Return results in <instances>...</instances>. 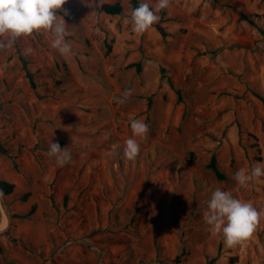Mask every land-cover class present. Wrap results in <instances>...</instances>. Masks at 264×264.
Listing matches in <instances>:
<instances>
[{
    "label": "rangeland",
    "instance_id": "374dc122",
    "mask_svg": "<svg viewBox=\"0 0 264 264\" xmlns=\"http://www.w3.org/2000/svg\"><path fill=\"white\" fill-rule=\"evenodd\" d=\"M132 3L68 0L58 15L71 55L47 32L0 52V181L15 186L0 264H264V215L233 248L203 220L216 188L264 213V177L233 178L264 164V0H171L142 35ZM133 119L149 132L128 161ZM51 142L70 150L69 164L47 155ZM213 156L225 179L208 167Z\"/></svg>",
    "mask_w": 264,
    "mask_h": 264
},
{
    "label": "clouds",
    "instance_id": "9594fccd",
    "mask_svg": "<svg viewBox=\"0 0 264 264\" xmlns=\"http://www.w3.org/2000/svg\"><path fill=\"white\" fill-rule=\"evenodd\" d=\"M68 0H0V52L13 48L17 40L21 37H30L33 34L42 32L50 33L51 47L61 56L72 54V44L66 40L69 35L68 25L64 16L58 15L67 11L63 6ZM171 0H156L155 7L149 2H140L130 12V23L132 31L137 35L144 34L154 24L158 23L160 16L158 13L166 10ZM32 49L27 47L23 54H31ZM131 96V90H126L123 98H117L118 103H125ZM132 138L126 140L123 147V157L128 161H134L140 154V140L147 138L149 126L141 119H133L130 124ZM47 155L54 158L59 167L69 164L72 160L70 150L61 148L58 142H51ZM264 177V164H255L250 172L244 169L238 170L234 174V180L240 187H246L250 182H254ZM6 207L4 203V193L0 191V209ZM262 215L250 202L235 198L230 191L216 188L211 193L207 207L203 212V220L210 230L222 235L223 243L226 247L233 248L242 246L251 239L256 231Z\"/></svg>",
    "mask_w": 264,
    "mask_h": 264
},
{
    "label": "trees",
    "instance_id": "16d2710c",
    "mask_svg": "<svg viewBox=\"0 0 264 264\" xmlns=\"http://www.w3.org/2000/svg\"><path fill=\"white\" fill-rule=\"evenodd\" d=\"M140 1L138 0H133V3H132V7L135 8L139 5ZM101 10L107 14H110V15H118V14H121L122 11H123V8L122 6L119 4V3H114V4H109V3H106V4H103L101 6ZM166 10L162 11L163 13H165ZM241 17L248 20L250 23H253L251 20H249V18L244 15V14H241ZM158 30L160 31L161 35L163 37H165L167 35V32L165 30V28L162 26V25H158ZM20 59L23 63V67H24V70L26 72V76L28 77L30 83H31V86L33 88H36V83L34 81V75L33 73L31 72V70L29 69L28 67V61L23 57V56H20ZM137 67H138V70L141 69V65L140 64H137ZM177 93L180 95V92L179 90H177ZM0 150L5 152V148L2 146V144L0 143ZM208 167L214 172V174L219 178V179H225V174L220 170L219 166H218V163H217V160H216V157L213 156ZM14 184L10 183V182H7V181H0V191H2L4 193V196L5 195H8L10 193L13 192L14 190ZM29 196V193H26L23 195L22 199L23 200H26ZM35 211V205H33L31 207V209L29 210L28 212V215H31L33 214ZM181 255L180 256H177L174 260V263L176 264H179L181 262Z\"/></svg>",
    "mask_w": 264,
    "mask_h": 264
},
{
    "label": "water",
    "instance_id": "95a60500",
    "mask_svg": "<svg viewBox=\"0 0 264 264\" xmlns=\"http://www.w3.org/2000/svg\"><path fill=\"white\" fill-rule=\"evenodd\" d=\"M4 203H5L6 207L4 209H2V210H3V212H4V214H5L6 218H7V226L5 228H3V229H0V236L3 235L4 233H6L9 230V228L11 226V222H12V216H11V213H10L9 206L6 203L5 197H4Z\"/></svg>",
    "mask_w": 264,
    "mask_h": 264
}]
</instances>
